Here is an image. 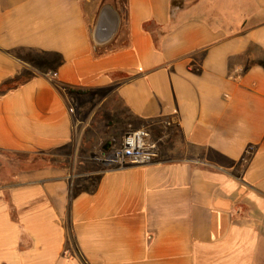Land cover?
Here are the masks:
<instances>
[{
    "label": "crops",
    "instance_id": "0c3cea01",
    "mask_svg": "<svg viewBox=\"0 0 264 264\" xmlns=\"http://www.w3.org/2000/svg\"><path fill=\"white\" fill-rule=\"evenodd\" d=\"M137 127L149 164L94 158ZM263 247L264 0H0V264Z\"/></svg>",
    "mask_w": 264,
    "mask_h": 264
},
{
    "label": "built area",
    "instance_id": "2783aa9c",
    "mask_svg": "<svg viewBox=\"0 0 264 264\" xmlns=\"http://www.w3.org/2000/svg\"><path fill=\"white\" fill-rule=\"evenodd\" d=\"M51 78L56 77L55 71H49ZM170 124V121H166ZM162 137L154 138L145 127H137L127 131L120 142L103 156L94 157L109 167L125 168L149 164L157 155Z\"/></svg>",
    "mask_w": 264,
    "mask_h": 264
},
{
    "label": "rangeland",
    "instance_id": "374dc122",
    "mask_svg": "<svg viewBox=\"0 0 264 264\" xmlns=\"http://www.w3.org/2000/svg\"><path fill=\"white\" fill-rule=\"evenodd\" d=\"M116 145V144H115ZM114 145V146H115ZM113 147V146H112ZM112 147H110L109 149H107V150H102V149H100L99 151H97L96 153H94V157H96V156H103L105 153H107V151H109ZM8 170V173L10 172V167H7V169H6V171ZM7 173V172H6ZM4 174H5V171H4ZM263 246V245H262ZM264 248V247H263ZM263 248H262V252H263ZM261 264H264V260H263V262L261 263Z\"/></svg>",
    "mask_w": 264,
    "mask_h": 264
}]
</instances>
